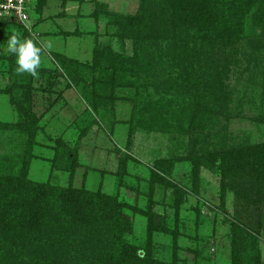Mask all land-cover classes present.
I'll return each mask as SVG.
<instances>
[{
  "label": "rangeland",
  "instance_id": "obj_1",
  "mask_svg": "<svg viewBox=\"0 0 264 264\" xmlns=\"http://www.w3.org/2000/svg\"><path fill=\"white\" fill-rule=\"evenodd\" d=\"M140 1L31 0L27 20L0 17V175L18 173L29 157V179L116 196L128 221L124 240L138 249L147 247L150 264H232L234 225L244 248L238 264H264V179L247 171L223 173L219 159L204 157L206 149L264 143L259 4L244 14L223 86H213L218 69L214 50L203 56L200 67L190 60L188 73L196 71L198 77L190 74L188 91L185 82L175 88L178 79L164 82L181 73L179 66H169L175 54L145 65L151 54L146 45V56L130 61L134 34L123 31L120 20L134 14ZM12 34L33 38L42 48L36 75L16 71L15 55L7 47ZM189 46L197 51L200 43L190 40ZM94 62L100 66L95 70L87 66ZM113 63L119 67L116 77L104 68ZM201 81L216 92L194 118L183 101L203 89ZM30 113L36 122L32 141L21 128ZM162 158L174 159L170 174L155 164ZM175 186L183 192L179 205ZM148 217L154 226L149 240ZM76 233L88 252L105 240L101 230L98 238L83 228ZM47 240L40 241L36 253L48 256Z\"/></svg>",
  "mask_w": 264,
  "mask_h": 264
},
{
  "label": "trees",
  "instance_id": "obj_2",
  "mask_svg": "<svg viewBox=\"0 0 264 264\" xmlns=\"http://www.w3.org/2000/svg\"><path fill=\"white\" fill-rule=\"evenodd\" d=\"M152 3L155 4L151 5L149 0L148 3L141 0L134 14L120 20L123 31L128 33L132 30L134 34L131 36L133 53L130 61L137 63L141 56L147 55V61H143V64L146 65L154 59L162 63L169 53L172 56L175 54L176 62H170L169 66H179L178 71L181 73L175 79L168 77L164 82L172 84L178 79L180 83L175 85L177 89H180V84L185 86V82L190 91L189 86L193 85L190 74L194 72V79L198 77L196 71L188 73L192 67L190 60L193 58L198 61L200 67L203 65V56L214 50L218 54V69L213 76V86L215 83L223 86L224 78L229 72V55L234 51V43L243 32L244 14L256 3L259 4L256 12L258 23L264 26V0H154ZM101 7L105 8V5ZM0 17L4 19L9 16ZM123 31L122 33L127 34ZM1 34L0 32V36ZM190 40L199 41L200 48L197 51L189 46ZM146 45L151 47L150 55L143 53ZM87 66L95 70L99 64L94 62ZM219 67L222 69L219 70ZM104 68L110 69L114 77L117 76L119 67L115 63ZM199 84L203 85V89L192 92V95L183 101L185 107L188 105L191 108L194 118L202 114L203 110L200 111L199 108L208 104V100L216 92L208 89L203 81ZM182 92L185 94V87ZM23 93L24 96L29 95V90ZM35 123V115L30 113L29 122L21 125L27 132L28 141H32L36 133ZM204 152L205 158L220 160L219 166L223 173L247 171L258 179H264V143L237 149H206ZM173 161V158H162L156 160L155 164L170 174ZM28 165L29 157L22 160L18 173L0 175V264H150V252L147 247L138 249L124 240L123 232L128 228V221L121 200L101 190L89 191L74 187L70 183L60 186L49 181L29 179ZM197 169L198 163L194 162L193 172L196 173ZM156 176L160 178L159 175ZM175 195L174 203L179 205L183 192L177 186ZM148 220L149 240L154 226L151 225L149 217ZM74 228L85 229L92 238H98L101 230L105 240L101 241V246L88 252L84 239L78 236L76 230L73 231ZM237 229L234 225L230 253L232 264H238V259L244 252L242 235H239ZM43 239L51 240H47L44 245L46 252L50 246L48 256L51 258L44 256V251L36 253ZM53 245H59L57 249L60 251L52 253L55 247ZM52 255H61L62 260L60 257L55 259Z\"/></svg>",
  "mask_w": 264,
  "mask_h": 264
},
{
  "label": "clouds",
  "instance_id": "obj_3",
  "mask_svg": "<svg viewBox=\"0 0 264 264\" xmlns=\"http://www.w3.org/2000/svg\"><path fill=\"white\" fill-rule=\"evenodd\" d=\"M9 54H14L16 58V71L18 73H29L36 75L41 64L42 48L38 46L33 38H21L17 34H12L7 41ZM47 47L51 48L49 43Z\"/></svg>",
  "mask_w": 264,
  "mask_h": 264
},
{
  "label": "built area",
  "instance_id": "obj_4",
  "mask_svg": "<svg viewBox=\"0 0 264 264\" xmlns=\"http://www.w3.org/2000/svg\"><path fill=\"white\" fill-rule=\"evenodd\" d=\"M31 0H0V15H9L21 22L29 17Z\"/></svg>",
  "mask_w": 264,
  "mask_h": 264
}]
</instances>
